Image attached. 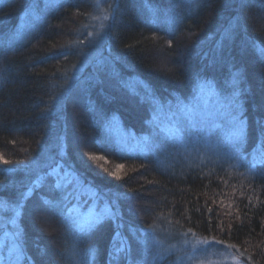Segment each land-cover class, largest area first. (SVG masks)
<instances>
[{
  "label": "trees",
  "instance_id": "obj_1",
  "mask_svg": "<svg viewBox=\"0 0 264 264\" xmlns=\"http://www.w3.org/2000/svg\"><path fill=\"white\" fill-rule=\"evenodd\" d=\"M36 2L0 0V264H136L148 240L145 263L221 248L264 264V0H112L86 66L96 0ZM203 95L231 136L166 138L174 108L218 122ZM78 184L114 218L81 227Z\"/></svg>",
  "mask_w": 264,
  "mask_h": 264
},
{
  "label": "rangeland",
  "instance_id": "obj_2",
  "mask_svg": "<svg viewBox=\"0 0 264 264\" xmlns=\"http://www.w3.org/2000/svg\"><path fill=\"white\" fill-rule=\"evenodd\" d=\"M35 2L37 0H34ZM112 3V0H110ZM110 1L108 0H96V5H95V9H96V14L93 15V19L92 21H90L91 24V28H90V35L89 38H91L90 40V49L88 51V56L85 60H87V62L85 63L84 66H86L87 63L89 62H93L95 59H100L103 56L104 53V43H105V36H106V24L108 23L109 17H110V12H111V5H110ZM42 2H44V0H42ZM40 3V2H36ZM149 9V6H148ZM30 14L32 16H35V9H32L30 11ZM16 39L17 40H21L22 36H17L16 35ZM102 60V59H100ZM97 64H99L97 62ZM202 104L199 107H196L195 109H208L210 111H206V113L209 115L210 118L214 117V113H216L217 115H219L217 117L218 122H214L213 124L210 123H202L201 125L199 124L198 127H195V121L197 120L194 116L189 114V111H182L180 109H172L171 113H170V121L169 123L164 124V128L163 131L166 134V138L169 139H173L175 140V142L177 143H181L183 145H186L185 143H189L192 140H195L194 142H204V141H208L207 139L211 140V132H213V130L218 131L217 136H221V137H230L231 133L229 131V129L227 127H225V121L221 122V118L222 116L219 114L221 109L217 104V101L215 99L212 98H208L207 95H203L201 96L200 100H199ZM219 102V101H218ZM221 105H223L221 102H219ZM82 104V103H81ZM96 112H100L98 109H96ZM214 112V113H213ZM93 113H95V110L93 111ZM85 114V112L83 113ZM112 115V114H111ZM182 116V117H180ZM114 117V116H112ZM225 119V118H224ZM230 119V117H229ZM112 120V118H111ZM207 121L206 119H203V122ZM230 121V120H229ZM178 122H182L183 126L189 127H195V132L191 133L190 135H188L189 133L187 131H185L182 127L181 124ZM222 124V125H221ZM182 128V129H181ZM132 131V130H131ZM113 132V131H111ZM209 132V134L207 133ZM117 133V138L114 140L117 145L122 149V151L124 152H134V151H145L147 150L148 147H145V143L143 139H137V138H132L131 137V132L125 131V130H119ZM127 134L129 136H127ZM115 135V134H114ZM120 135V137H118ZM133 135V134H132ZM199 136H201V138L204 139H197ZM216 136V137H217ZM207 138V139H206ZM199 140V141H198ZM209 140V141H210ZM214 141V140H213ZM215 144H218L217 141H215ZM190 144V143H189ZM61 153L64 154V156L66 155L64 152V148H61ZM73 153V152H72ZM70 154V153H69ZM84 185L83 184H78L77 185V192L76 194H78L80 191V196L83 194V198L81 199V201L86 200L85 204L90 205L91 204V208L89 213L88 212H82L81 210L80 213V219L83 220L85 218L90 219V217H96L98 214L104 212L105 209H108L111 212V208L108 204L103 203L102 204V208L101 209H96L95 208V203H96V198H95V194L96 192L90 190L87 194L88 197L86 195V191L83 188ZM86 188V187H85ZM90 195L93 196V200L90 201ZM79 196V194H78ZM40 199L38 198L36 201L34 200L32 205H31V210L28 212V218L30 217L31 213L34 212L35 209L40 208L41 209V205H40ZM86 213H88V217L86 216ZM41 216H44V213H41ZM44 221L45 224H49L52 223L54 224L52 221H48L45 220L43 218L40 217V220H38L39 222ZM4 241V240H3ZM148 244V247H151V242L148 240L146 242ZM154 243V241H153ZM4 246V242H1L0 244V259L2 258V247ZM147 249L144 253V255H141L139 258L137 259V263L136 264H150V262L145 263V258L148 252ZM9 252L14 253L15 257H17V255L19 256L20 254H22V252L19 249V245L17 244L16 241H14L13 244H11L10 248L8 249ZM221 251H215L214 253H204V254H191L189 256L190 260H193L195 264H236V258L234 259L233 257H235L232 253H230V251L226 250V249H221ZM10 256V255H8ZM23 259V258H22Z\"/></svg>",
  "mask_w": 264,
  "mask_h": 264
},
{
  "label": "snow or ice",
  "instance_id": "obj_3",
  "mask_svg": "<svg viewBox=\"0 0 264 264\" xmlns=\"http://www.w3.org/2000/svg\"><path fill=\"white\" fill-rule=\"evenodd\" d=\"M241 134H242V129H238L237 133L235 134L236 135V138H240L241 137ZM2 159V158H0ZM4 163H7V161H4ZM119 167H123L122 165L119 166ZM113 176H116L117 173L116 172H113L112 173ZM45 203H48L47 201H45ZM37 214H39L42 210L40 208H37L34 210ZM210 211V210H209ZM114 213H111L108 209H105L104 212L98 214L95 218L93 219H88V218H85L83 219L80 223H81V227L87 225L89 227L93 226L94 224H100L101 222L105 221L106 219L107 220H111L114 218ZM229 247H232V245H230ZM235 259V257H233Z\"/></svg>",
  "mask_w": 264,
  "mask_h": 264
}]
</instances>
